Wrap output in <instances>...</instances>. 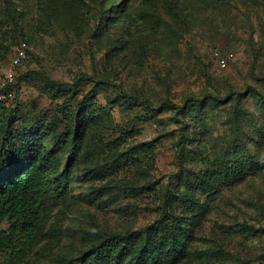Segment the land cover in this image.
Instances as JSON below:
<instances>
[{"label":"rangeland","instance_id":"374dc122","mask_svg":"<svg viewBox=\"0 0 264 264\" xmlns=\"http://www.w3.org/2000/svg\"><path fill=\"white\" fill-rule=\"evenodd\" d=\"M0 102L53 187L11 264H264V0H0Z\"/></svg>","mask_w":264,"mask_h":264},{"label":"trees","instance_id":"16d2710c","mask_svg":"<svg viewBox=\"0 0 264 264\" xmlns=\"http://www.w3.org/2000/svg\"><path fill=\"white\" fill-rule=\"evenodd\" d=\"M2 109L3 105L0 102V113ZM76 125L72 127L71 135L75 150H79L84 130H80L79 124ZM46 156L39 145L31 151L25 147L12 149L7 141L1 145L0 258L2 261L7 260L9 264L17 259L23 245L40 229L46 201L53 193L52 183L44 166ZM221 170H223L219 171L221 176L227 175L229 171H235L228 166ZM170 244L171 248L178 252L181 249L182 240L173 237ZM152 255V251L142 249L138 253V258Z\"/></svg>","mask_w":264,"mask_h":264},{"label":"built area","instance_id":"2783aa9c","mask_svg":"<svg viewBox=\"0 0 264 264\" xmlns=\"http://www.w3.org/2000/svg\"><path fill=\"white\" fill-rule=\"evenodd\" d=\"M216 56L218 57L220 67L225 68L227 66V59L221 57L219 53H216Z\"/></svg>","mask_w":264,"mask_h":264}]
</instances>
